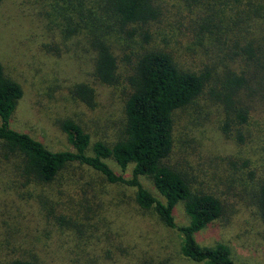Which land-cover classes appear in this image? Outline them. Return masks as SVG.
Masks as SVG:
<instances>
[{
	"label": "rangeland",
	"instance_id": "1",
	"mask_svg": "<svg viewBox=\"0 0 264 264\" xmlns=\"http://www.w3.org/2000/svg\"><path fill=\"white\" fill-rule=\"evenodd\" d=\"M29 3L2 0L0 4V63L5 75L23 91L9 127L29 134L51 151H64L72 148L60 124L70 119L92 142L112 144L125 121L124 100L130 90L126 77L121 76L115 86L99 83L94 76V53L82 35L74 38L77 46L68 48L69 52L61 49L60 55L51 54L57 48L48 30L53 24L41 20ZM250 6L259 14L264 12V0H242L227 8L225 17L220 14L224 22L226 17L233 20L238 8L243 19L239 26L231 23L232 31L223 28L227 40L248 38L249 32L256 31L258 17ZM53 22L60 23L62 18L56 16ZM178 38L185 46L182 35ZM194 43L192 39L190 47ZM201 53L195 54L200 57ZM79 84L93 88L92 106L75 97L74 87ZM254 118L260 127L255 129L250 121L246 140L240 144L223 131L220 104L208 96L200 98L175 114V147L169 158V164L192 185L214 194L224 207L222 218L195 235L197 243L225 244L237 264H264V225L254 205L250 178L252 171L257 177L264 173V148L259 145L264 137V111ZM108 164L116 174L131 177V166L123 171L113 161ZM18 168V157L5 159L0 151V260L25 254L43 264H197L181 256L182 239L176 230L136 205L133 189L108 184L78 165L45 185L20 176ZM140 182L160 198L147 178ZM173 215L178 226L188 223L181 204Z\"/></svg>",
	"mask_w": 264,
	"mask_h": 264
},
{
	"label": "trees",
	"instance_id": "2",
	"mask_svg": "<svg viewBox=\"0 0 264 264\" xmlns=\"http://www.w3.org/2000/svg\"><path fill=\"white\" fill-rule=\"evenodd\" d=\"M31 2L40 19L53 24L48 30L57 48L51 54L60 55L61 49L69 52L68 48L77 46L72 43L74 38L82 35L94 53V76L99 83L115 86L121 76L126 77L130 90L124 100L125 121L119 138L109 145L92 142L79 124L66 119L60 129L72 149L51 151L29 134L9 127L23 91L5 75L0 63L3 157H18L20 176L44 185L55 182L70 166L88 168L108 184L133 189L140 209L152 211L162 225L180 234V254L186 260L197 264H237L225 244L197 243L195 235L222 218L224 207L214 194L192 185L179 169L169 164V158L175 147V114L200 98L208 96L220 104L223 131L240 144L246 140L250 121L255 129L260 127L254 114L264 111V12L259 14L250 6L258 17L256 31L249 32L248 38L229 41L226 31H232L231 23L239 26L243 22L240 10L234 9L237 17L233 20L226 17L224 22L219 16L225 17L223 12L242 0ZM56 16L62 22H53ZM225 27L227 30L223 31ZM178 35H182L185 46ZM192 39L196 43L190 47ZM197 50L202 51L200 57L195 54ZM74 95L87 106L94 103L95 92L89 85L75 86ZM263 139L259 141L262 148ZM108 161L123 171L131 166V177L116 174ZM143 177L151 182L160 198L142 185ZM250 178L254 205L264 225V173L257 177L252 171ZM179 204L188 218L184 226H178L173 215ZM0 264L43 263L21 254L0 260Z\"/></svg>",
	"mask_w": 264,
	"mask_h": 264
}]
</instances>
